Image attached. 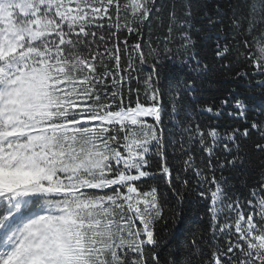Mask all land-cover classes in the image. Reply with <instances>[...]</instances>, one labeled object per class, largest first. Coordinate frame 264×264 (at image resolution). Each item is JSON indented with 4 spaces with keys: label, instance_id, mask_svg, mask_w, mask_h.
I'll use <instances>...</instances> for the list:
<instances>
[{
    "label": "snow or ice",
    "instance_id": "1",
    "mask_svg": "<svg viewBox=\"0 0 264 264\" xmlns=\"http://www.w3.org/2000/svg\"><path fill=\"white\" fill-rule=\"evenodd\" d=\"M196 8L0 0V264H264V0L204 13L209 62ZM177 58L191 75L165 88ZM218 70L260 103L237 87L199 99ZM226 170L258 174L247 195ZM193 178L207 228L165 248Z\"/></svg>",
    "mask_w": 264,
    "mask_h": 264
},
{
    "label": "trees",
    "instance_id": "2",
    "mask_svg": "<svg viewBox=\"0 0 264 264\" xmlns=\"http://www.w3.org/2000/svg\"><path fill=\"white\" fill-rule=\"evenodd\" d=\"M176 2L177 4H180L187 2V0H176ZM191 2L197 5V8L195 9L197 16L193 21L194 28L191 30V35L196 41V51L205 62H209L213 59L215 39L213 38L214 33H210L207 30L204 13L209 15L214 14L213 5L226 2V0H191ZM179 11L180 9L177 8V12ZM167 23V20H165L163 27L158 28L154 26L151 33L146 34V38L147 36H150L154 45H160V41L163 40L164 34L167 31ZM178 42L179 41L177 40V43ZM243 70L244 69L241 68V71ZM148 71V67L145 66L144 72L141 73L142 79L147 75ZM161 73V85L165 88H168L170 83L174 84L177 80L191 75V73H189L187 69L179 63V58H177V62L165 60ZM202 84L206 94L199 97L201 100L209 99V94L214 93L218 88L237 87L236 82L232 79L231 73H224L221 75L219 70L213 76L205 77ZM246 87V84L241 83L237 87V90L246 94L250 98V103L254 106L258 105L260 103L259 92H246ZM253 96L255 97L254 99ZM188 103L191 105L195 104V102L191 99H189ZM219 175L220 173L217 172V176ZM257 175L258 174L254 172L242 174L241 172H229L227 170L223 173L224 178H226V182L230 186V191L243 195L248 194V188L245 186V182L247 185L251 186L255 183ZM192 185L191 191L186 193V199L182 204L183 217L181 226L178 229L174 228L171 231L165 229L164 231L165 248L170 246L171 249L175 250L178 243L182 244L184 240L190 238L193 233L204 232L207 228L208 205L198 195L199 188L196 185L194 178L192 180ZM167 256L168 252L164 251V257L167 258Z\"/></svg>",
    "mask_w": 264,
    "mask_h": 264
}]
</instances>
